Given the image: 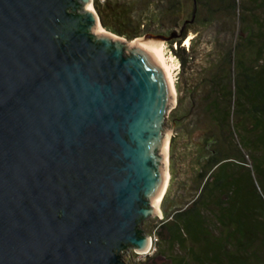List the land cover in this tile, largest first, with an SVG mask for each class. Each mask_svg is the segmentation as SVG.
I'll return each mask as SVG.
<instances>
[{
	"label": "water",
	"instance_id": "1",
	"mask_svg": "<svg viewBox=\"0 0 264 264\" xmlns=\"http://www.w3.org/2000/svg\"><path fill=\"white\" fill-rule=\"evenodd\" d=\"M99 26L93 0H0V264H124L150 245L174 106L156 39L175 34Z\"/></svg>",
	"mask_w": 264,
	"mask_h": 264
},
{
	"label": "trees",
	"instance_id": "2",
	"mask_svg": "<svg viewBox=\"0 0 264 264\" xmlns=\"http://www.w3.org/2000/svg\"><path fill=\"white\" fill-rule=\"evenodd\" d=\"M167 1L164 7L163 0H93V7L104 29L133 40L156 32L171 35L172 27H161L166 16L176 23L173 18L181 3ZM193 4L183 31L168 44L171 48L172 41L177 44L174 55L182 71H189L185 82L200 80L188 90L194 95L184 115L187 119L181 118L195 129L203 117L206 127L188 141L187 148L195 155L186 176L176 182L175 137L170 140V182L162 199L163 218L155 229L170 252L190 245L185 248L188 257L163 255V245L157 255L169 260L163 264H264V0H242L241 6L237 0H193ZM248 7L250 13L245 11ZM196 9L203 10L200 19ZM198 20L205 27L232 26L226 43L219 44L214 37L208 41L210 49L202 57L209 58L208 65L199 69L203 73L199 78L192 70L201 59L195 41L191 39L188 50L180 46ZM237 23L242 32H237ZM190 112L196 117H189ZM186 131L190 137L193 129ZM186 156L177 154L179 159Z\"/></svg>",
	"mask_w": 264,
	"mask_h": 264
},
{
	"label": "rangeland",
	"instance_id": "3",
	"mask_svg": "<svg viewBox=\"0 0 264 264\" xmlns=\"http://www.w3.org/2000/svg\"><path fill=\"white\" fill-rule=\"evenodd\" d=\"M181 3V8H180V12L178 13L177 16H175L173 19L175 20L176 23H173V21H171L170 19L172 18H168L166 16V18L164 19V24H162L163 29H167L172 27V29L170 30L171 34L174 33L175 37H171L172 40H175L179 37V35L181 34V32L184 29V24L183 21L187 20L190 15L191 12L193 11V0H179ZM239 3V6H241V1L242 0H237ZM167 0H163L161 6H164L167 4ZM245 5H247V3H245ZM196 11L198 13V19H200V17L203 14V10L201 9H196ZM246 12L250 13L249 7L245 9ZM202 12V13H201ZM169 17H173V15L169 16ZM248 19V17L246 18ZM251 19V18H250ZM249 21V20H248ZM251 22H246V24L249 26ZM237 26V32H242V26L241 24L238 25V23L236 24ZM101 26H99L100 28ZM183 27L182 31H180V28ZM231 25H229L228 23H223V24H218L217 23H212V26H207L205 27L204 24H202L201 22H199V20L197 22H194L193 24L190 25L189 29L185 32L184 34V39L182 40L180 46L184 47L185 50H188V47L190 46V41L191 39H193L195 41V51L197 50V57L201 58V59H196L197 61H195V65L197 66V68L194 67L192 68L194 76L195 77H200L199 75H202L203 73L199 71V69H201L203 67V64L208 65V60L209 58H202L204 55H206L205 57H207V52L210 49V41L212 39V37L216 38L215 41L218 40L219 44H224L226 42L223 41H228L229 40V30L231 29ZM100 29H102V31L112 34L115 37H117L118 35L113 34L109 31H107L106 29H104L103 27H101ZM236 29V28H235ZM153 36L156 37H165L163 35V33H150ZM167 36V35H166ZM126 41H130L134 42L140 38H143V36L141 37H137L136 39L133 40H127L125 37H121L118 36ZM169 38L168 40H163V39H156V40H161L163 41L162 43V47H161V53L163 56V59L167 65V67H169V74L171 76V80L173 83V89H174V106L168 109V112L165 115V124L167 125L168 130H170V134H169V138H168V143H167V185L165 186V191L162 194V198L160 200V204H158V209L160 211L161 214V218H159L158 215L152 216V217H148L144 220L141 221L140 223V228L142 231L146 232L149 235V239H150V245L147 248L146 251H136L134 248H126L127 250H122L120 252V254L125 253V255H121V260L124 264H163V263H167L168 261H166L164 259V257L157 255V252L159 251V249H161L162 245L163 247H166V244H164V242H162V240L158 237V235L155 234V229H156V225H157V221L163 218V209H162V199L165 196V193L167 192L168 186H169V182H170V164H171V158L173 157V160H176V169H177V173L175 178V181L180 180L181 178H184L186 175L185 173H187L189 171V167H190V159L191 157H193V155H195L194 153L191 152V149H188V141H193L194 139H196L199 136V133L203 132L205 129V120L203 119V117L200 118V120H198V124L196 123V128L194 129V126H188L187 120H184L187 116H186V111L188 109H190V101H191V97L192 95H194V92L189 94V91L191 89V87L194 86L193 83H196L197 81L199 82V79H194L192 81V84H188V80H186L187 82H185L184 80V76L187 75V73H189V71H182L178 57L174 55V49H176L177 44H175L174 41H172V48L169 46L168 42L171 39ZM148 39H152V38H148ZM173 49V50H172ZM262 57L264 58V53L262 54ZM211 58V57H210ZM208 59V60H207ZM203 60V61H202ZM184 72V73H183ZM192 72H190L191 75ZM192 73V74H193ZM197 82V84H198ZM196 84V85H197ZM199 88V90L201 89V85L197 86ZM189 90V91H188ZM196 96V95H195ZM196 106H198L197 101H194V107L196 108ZM184 115L186 117H184ZM188 115V114H187ZM191 116V118H195V114H192L191 112L189 113V117ZM184 118L182 120V118ZM181 118V119H180ZM187 119V118H186ZM182 121V122H180ZM186 128L189 129H193L192 132H190V137H187L186 134L188 133L186 131ZM165 136H167V133L165 132L164 134ZM175 137L174 141H175V149H173V155L171 157L170 154V140ZM191 138V139H189ZM188 152V153H187ZM187 154L186 158L183 159H179L177 157V154ZM191 153V154H190ZM248 153L244 154V158L246 160L247 165L250 164V158L249 156H247ZM172 188L176 187L175 183H172ZM172 194V193H171ZM190 245L189 242H187L185 248H187V246ZM183 248H177L174 247V249H172V252H170L168 250V248H164V252L163 255H170V253H172V255L175 256H184V257H188L187 254V250ZM163 250V248L161 249ZM162 255V254H161ZM166 257V256H165Z\"/></svg>",
	"mask_w": 264,
	"mask_h": 264
},
{
	"label": "bare ground",
	"instance_id": "4",
	"mask_svg": "<svg viewBox=\"0 0 264 264\" xmlns=\"http://www.w3.org/2000/svg\"><path fill=\"white\" fill-rule=\"evenodd\" d=\"M101 28V27H100ZM102 30V29H101ZM112 35V34H111ZM114 36V35H113ZM169 68V67H168ZM168 71H169V69H168ZM165 136V135H164ZM167 178H168V176L166 175V181H165V185H164V188H163V191H165V186L167 185ZM163 191H162V193H163ZM159 204H160V202H159Z\"/></svg>",
	"mask_w": 264,
	"mask_h": 264
}]
</instances>
